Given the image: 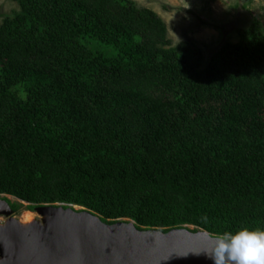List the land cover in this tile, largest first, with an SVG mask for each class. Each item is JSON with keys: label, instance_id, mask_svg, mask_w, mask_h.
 Here are the masks:
<instances>
[{"label": "trees", "instance_id": "1", "mask_svg": "<svg viewBox=\"0 0 264 264\" xmlns=\"http://www.w3.org/2000/svg\"><path fill=\"white\" fill-rule=\"evenodd\" d=\"M17 1L0 23V194L140 231L264 229L258 20L202 70L130 0Z\"/></svg>", "mask_w": 264, "mask_h": 264}, {"label": "water", "instance_id": "2", "mask_svg": "<svg viewBox=\"0 0 264 264\" xmlns=\"http://www.w3.org/2000/svg\"><path fill=\"white\" fill-rule=\"evenodd\" d=\"M11 211L0 200V213ZM36 211L41 222L9 218L0 225V264H213L203 254L189 253L214 247L216 236L203 230L140 231L131 221L109 225L83 209Z\"/></svg>", "mask_w": 264, "mask_h": 264}, {"label": "rangeland", "instance_id": "3", "mask_svg": "<svg viewBox=\"0 0 264 264\" xmlns=\"http://www.w3.org/2000/svg\"><path fill=\"white\" fill-rule=\"evenodd\" d=\"M130 1L139 8L151 9L162 19L172 46L191 43L197 47L202 52V70L212 62L213 57L221 52L225 45L239 41L237 30L247 28L252 18L258 20L264 28V0ZM19 10L20 4L17 0H0V23L5 17L12 16ZM0 200L7 202L9 207L11 205L17 207L16 212L11 211L10 216L0 213V225H4L9 218L18 220L21 224L41 222L42 216L36 211L38 207L67 205L64 203L42 204L34 210H29L30 203L13 195L0 194ZM69 208L78 211L85 209L79 205H71ZM26 212L32 214L30 221L25 218ZM123 221L129 220L123 219ZM182 228L193 230L195 226L184 225Z\"/></svg>", "mask_w": 264, "mask_h": 264}, {"label": "clouds", "instance_id": "4", "mask_svg": "<svg viewBox=\"0 0 264 264\" xmlns=\"http://www.w3.org/2000/svg\"><path fill=\"white\" fill-rule=\"evenodd\" d=\"M189 253L203 254L213 264H264V229L244 227L235 232L225 231L215 237L210 250Z\"/></svg>", "mask_w": 264, "mask_h": 264}, {"label": "bare ground", "instance_id": "5", "mask_svg": "<svg viewBox=\"0 0 264 264\" xmlns=\"http://www.w3.org/2000/svg\"><path fill=\"white\" fill-rule=\"evenodd\" d=\"M31 216H32V214H31L30 212H26V213H25V218H26V220L30 221L31 218H32Z\"/></svg>", "mask_w": 264, "mask_h": 264}]
</instances>
